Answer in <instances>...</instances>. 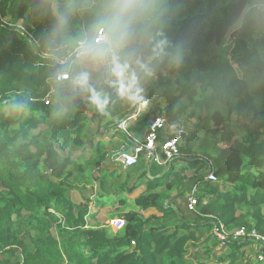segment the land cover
Listing matches in <instances>:
<instances>
[{
	"label": "trees",
	"instance_id": "obj_1",
	"mask_svg": "<svg viewBox=\"0 0 264 264\" xmlns=\"http://www.w3.org/2000/svg\"><path fill=\"white\" fill-rule=\"evenodd\" d=\"M101 2L0 0V264H264L256 242L233 237L264 235V0H168L161 31L184 45L182 63L141 85L144 109L123 129L137 105L114 88H94L108 95L101 111L56 80ZM160 115L183 130L177 156L147 166L142 151L124 166ZM109 208L117 232L93 225Z\"/></svg>",
	"mask_w": 264,
	"mask_h": 264
},
{
	"label": "clouds",
	"instance_id": "obj_2",
	"mask_svg": "<svg viewBox=\"0 0 264 264\" xmlns=\"http://www.w3.org/2000/svg\"><path fill=\"white\" fill-rule=\"evenodd\" d=\"M172 10L168 0H102L90 38L75 42L74 58L59 79H70L74 86L92 93L101 111L108 95L94 88L106 85L131 106H143L141 85L155 78L165 60L168 67L176 68L183 60L184 45L173 44L161 31ZM132 24L139 26L140 39L135 43L129 40Z\"/></svg>",
	"mask_w": 264,
	"mask_h": 264
},
{
	"label": "built area",
	"instance_id": "obj_3",
	"mask_svg": "<svg viewBox=\"0 0 264 264\" xmlns=\"http://www.w3.org/2000/svg\"><path fill=\"white\" fill-rule=\"evenodd\" d=\"M75 50V49H74ZM74 50L72 55L74 56ZM61 73L56 75V80L59 79ZM67 80V79H63ZM138 107V106H137ZM140 110V109H139ZM138 108L135 111L129 113L124 121L120 123L119 128H124V122L131 120L136 117L138 113ZM167 128H175L173 133L166 136L165 140L161 144L160 151L163 153L161 157L158 151V134L160 131H164ZM183 130L170 126L166 116H156L150 123L148 132L142 143L135 145L133 153L122 152L117 158L124 166H130L137 162L138 155L140 152H145V160H147V166L151 162H156L157 164H168L174 157L177 156L179 152V145L182 142ZM205 178L210 181H216V175L208 169L206 171ZM196 188L193 187L188 194V209H193L196 203ZM109 226L115 230H119L124 225V219L119 217H114L109 220ZM212 234L223 243L228 236V232L224 227L223 223L220 221L214 225ZM233 237H248L252 239L259 246L257 253V260L264 261V235L257 234L254 230L247 231L245 228H240L233 233Z\"/></svg>",
	"mask_w": 264,
	"mask_h": 264
},
{
	"label": "rangeland",
	"instance_id": "obj_4",
	"mask_svg": "<svg viewBox=\"0 0 264 264\" xmlns=\"http://www.w3.org/2000/svg\"><path fill=\"white\" fill-rule=\"evenodd\" d=\"M130 104H128V106H129ZM138 107V110L140 109V110H143L144 109V107L143 106H141V105H137ZM127 109H129L130 110V106L129 107H127ZM129 113H131L130 111L128 112V114ZM127 114V115H128ZM170 126H173V125H170ZM173 127H175V126H173ZM173 129H175V128H173ZM172 128H167V129H165L164 131H163V133L167 136V135H169L170 133H173L175 130H173ZM117 138H119V136H117ZM137 195V192L135 191V192H133L132 194H129L128 195V198H133V197H135ZM75 198H78V196H75ZM127 207H128V209H131V204L130 203H128V205H127ZM116 211H117V209H114V208H109V209H105L104 211H103V213H102V215L99 217V219L97 220V222L95 223V224H93L94 226L95 225H97V226H105V227H109L110 228V231L111 232H117V230H115V229H113V228H111L110 226H109V220L111 219V218H114V217H117L116 215H115V213H116ZM149 212H146L145 211V214H148ZM257 248H259V246L256 244V245H254V249L255 250H258ZM194 248L192 249H190V254H189V256L191 257V256H193V255H195L194 254Z\"/></svg>",
	"mask_w": 264,
	"mask_h": 264
},
{
	"label": "crops",
	"instance_id": "obj_5",
	"mask_svg": "<svg viewBox=\"0 0 264 264\" xmlns=\"http://www.w3.org/2000/svg\"><path fill=\"white\" fill-rule=\"evenodd\" d=\"M258 249V248H257Z\"/></svg>",
	"mask_w": 264,
	"mask_h": 264
}]
</instances>
